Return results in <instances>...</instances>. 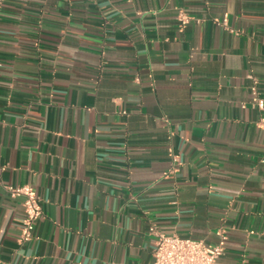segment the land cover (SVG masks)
I'll return each instance as SVG.
<instances>
[{"label": "crops", "instance_id": "crops-1", "mask_svg": "<svg viewBox=\"0 0 264 264\" xmlns=\"http://www.w3.org/2000/svg\"><path fill=\"white\" fill-rule=\"evenodd\" d=\"M255 85L264 0H4L0 264H150L151 225L264 264ZM24 184L43 210L27 242Z\"/></svg>", "mask_w": 264, "mask_h": 264}, {"label": "built area", "instance_id": "built-area-1", "mask_svg": "<svg viewBox=\"0 0 264 264\" xmlns=\"http://www.w3.org/2000/svg\"><path fill=\"white\" fill-rule=\"evenodd\" d=\"M4 0H0V8ZM182 24L190 21V17L181 14ZM226 23V19L223 20ZM257 84V81H255ZM254 103L264 109V99L260 98L254 88ZM261 125L264 126V118ZM175 167L180 164L179 156H173ZM11 196H23L24 218L21 227V241H31L36 235V227L43 215L40 197L35 188L30 184L8 185ZM150 234L155 236L154 259L150 264H218L219 258L225 250L227 236L220 232V240L217 244H207L203 240L192 237H183L178 234H167L159 230L155 225L149 227Z\"/></svg>", "mask_w": 264, "mask_h": 264}]
</instances>
